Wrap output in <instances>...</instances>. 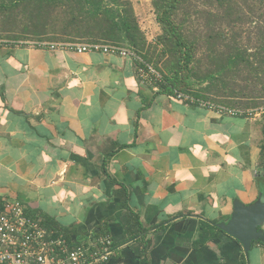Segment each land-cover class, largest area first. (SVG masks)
<instances>
[{"label": "crops", "instance_id": "crops-1", "mask_svg": "<svg viewBox=\"0 0 264 264\" xmlns=\"http://www.w3.org/2000/svg\"><path fill=\"white\" fill-rule=\"evenodd\" d=\"M159 90L130 58L0 44V198L51 231L73 230L75 243L111 236L108 264L252 263L218 227L202 239L201 225L228 221L236 199L264 190L261 119ZM202 92L257 107L254 96ZM135 215L145 233L127 240L140 231Z\"/></svg>", "mask_w": 264, "mask_h": 264}, {"label": "trees", "instance_id": "trees-1", "mask_svg": "<svg viewBox=\"0 0 264 264\" xmlns=\"http://www.w3.org/2000/svg\"><path fill=\"white\" fill-rule=\"evenodd\" d=\"M150 1L161 27L153 41L140 24L133 0H0V40L115 44L133 49L164 73L161 92L175 95L176 90L203 101L201 91L238 94L242 100L254 96L252 106L264 105V0H201L202 6L194 0ZM195 18L208 24L189 30ZM134 217L140 231L128 232L127 240L145 233L139 216ZM42 223L52 229L51 221L44 218ZM208 227L217 228L203 221L202 239ZM60 233L71 245L87 244L75 243L73 230L62 228ZM256 243L264 246L261 241L253 246Z\"/></svg>", "mask_w": 264, "mask_h": 264}, {"label": "built area", "instance_id": "built-area-1", "mask_svg": "<svg viewBox=\"0 0 264 264\" xmlns=\"http://www.w3.org/2000/svg\"><path fill=\"white\" fill-rule=\"evenodd\" d=\"M8 42L0 40V44ZM16 44L38 45L53 51L101 52L119 55L130 58L136 63L138 77L143 83L158 87L164 81L162 74L153 64L148 63L133 49L127 47L80 41L39 43L21 41ZM175 96L185 101L198 102L204 107L226 111L231 115L258 117L263 124L264 151V105L249 110L230 109L197 100L176 90ZM113 245L114 241L109 235L100 236L87 244L71 245L63 233L49 230L42 223L41 218L29 215L20 201L0 198V264H108L114 253Z\"/></svg>", "mask_w": 264, "mask_h": 264}, {"label": "water", "instance_id": "water-1", "mask_svg": "<svg viewBox=\"0 0 264 264\" xmlns=\"http://www.w3.org/2000/svg\"><path fill=\"white\" fill-rule=\"evenodd\" d=\"M214 225L236 238L242 244L245 254L249 255L255 241L264 243V190L250 204L236 199L230 219Z\"/></svg>", "mask_w": 264, "mask_h": 264}, {"label": "rangeland", "instance_id": "rangeland-1", "mask_svg": "<svg viewBox=\"0 0 264 264\" xmlns=\"http://www.w3.org/2000/svg\"><path fill=\"white\" fill-rule=\"evenodd\" d=\"M136 9V13L138 14L139 21L142 27L145 28V33L148 37H151V41L156 40V37L158 34L161 32V27L156 21L155 13L153 12V6L151 4L150 0H133ZM194 3L202 6V1H196L194 0ZM190 7V6H189ZM196 19V18H195ZM208 22L206 23L204 20H199L197 21L194 20L193 22L189 23V30H194L195 29H201L203 26L207 25ZM246 39V35H245ZM161 48V47H160ZM201 53L198 51V55ZM169 58V55L167 54L164 58L163 61H167ZM163 63L159 64V67H162ZM160 71V70H159ZM163 73L162 71H160ZM164 74V73H163ZM264 229V227H262ZM256 246H258L256 248ZM249 257L250 261L253 264H264V246L261 244H254V247L252 250L249 252Z\"/></svg>", "mask_w": 264, "mask_h": 264}]
</instances>
